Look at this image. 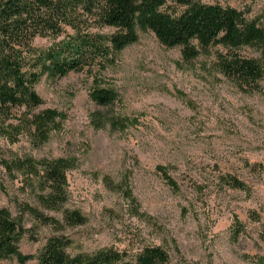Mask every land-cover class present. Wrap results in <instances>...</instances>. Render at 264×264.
Masks as SVG:
<instances>
[{"label": "rangeland", "instance_id": "rangeland-1", "mask_svg": "<svg viewBox=\"0 0 264 264\" xmlns=\"http://www.w3.org/2000/svg\"><path fill=\"white\" fill-rule=\"evenodd\" d=\"M166 1L170 13L184 10ZM197 1L240 10L264 28V0ZM90 25L81 30L109 32ZM61 31L37 37L33 48L44 52L73 34ZM234 53L258 58L248 48ZM217 54L228 55L212 48L185 62L180 48H165L153 33L139 31L138 41L110 62L63 78L37 70L42 105L0 110V209L21 220L22 255L36 257L49 238L60 236L71 242L70 255L112 248L129 260L159 246L168 264H264V78L255 89L240 87L220 72ZM94 87L113 90L115 101L95 104ZM46 111L57 117L42 142L32 121ZM110 118L127 119L128 127L112 129ZM57 159L71 167L66 202L53 212L37 201L47 191L37 173ZM27 162L37 173L21 166ZM226 175L249 191L225 186L220 178ZM27 206L58 224L39 223L23 213ZM64 211L79 212L85 224L67 226Z\"/></svg>", "mask_w": 264, "mask_h": 264}, {"label": "trees", "instance_id": "trees-1", "mask_svg": "<svg viewBox=\"0 0 264 264\" xmlns=\"http://www.w3.org/2000/svg\"><path fill=\"white\" fill-rule=\"evenodd\" d=\"M166 0H0V110L36 109L42 100L35 91L39 81L38 69H46L50 76L63 78L111 57L138 41L139 31L153 33L165 48H180L183 60L189 62L200 53L220 48L227 56L217 54L220 72L234 79L240 87L255 89L264 78V28L258 19H249L244 12L220 4H204L197 0H170L184 10L180 14L169 12ZM91 22L107 33H89L81 30L83 23ZM70 28L61 42L44 52L33 48L37 37H59L61 29ZM243 48L254 50L258 58L247 59L234 52ZM91 100L100 106L111 105L116 98L113 90L94 87ZM57 114L46 111L34 116L32 125L42 142L46 141ZM97 124L102 118L95 117ZM116 130H125L128 120L106 119ZM21 165L29 172L40 175L45 195L37 201L47 211H59L66 202V171L71 167L65 159L40 164ZM259 170L261 166L258 165ZM252 168H255L252 167ZM233 190L248 192V186L236 177L220 178ZM39 223L56 226L57 221L43 216L36 209L25 207ZM251 218L258 221L255 213ZM67 226H81L86 219L76 211H64ZM236 234L242 232L237 221ZM23 234L20 219H13L6 209H0V262L15 258L20 264L36 260V264H168V253L159 246L142 248L133 258L112 248L94 253H68L71 242L64 237H51L38 256H24L19 251Z\"/></svg>", "mask_w": 264, "mask_h": 264}]
</instances>
